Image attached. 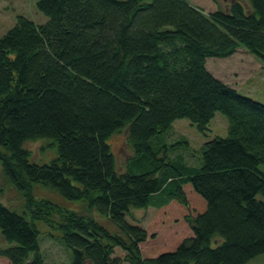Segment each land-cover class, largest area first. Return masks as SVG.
I'll return each instance as SVG.
<instances>
[{
    "label": "trees",
    "instance_id": "1",
    "mask_svg": "<svg viewBox=\"0 0 264 264\" xmlns=\"http://www.w3.org/2000/svg\"><path fill=\"white\" fill-rule=\"evenodd\" d=\"M248 2L207 14L186 0H39L46 23L17 17L0 37V163L24 210L0 201L1 256L43 264L37 222L59 230L70 264H118L115 248L129 264H247L264 254V104L206 67L241 46L264 64V0ZM217 112L228 136L204 142L201 167L169 156L180 142L161 137L175 120L207 137ZM124 128L133 153L119 172L109 139ZM42 138L57 157L40 164L25 143ZM35 184L117 231L36 198ZM150 205L159 213L149 231L127 220Z\"/></svg>",
    "mask_w": 264,
    "mask_h": 264
},
{
    "label": "rangeland",
    "instance_id": "2",
    "mask_svg": "<svg viewBox=\"0 0 264 264\" xmlns=\"http://www.w3.org/2000/svg\"><path fill=\"white\" fill-rule=\"evenodd\" d=\"M39 0H0V37L8 32L15 24L18 16H25L36 23H46L48 17L38 8ZM189 4L203 9L207 14L216 11L218 8H227L234 0H186ZM245 8L249 9L248 0H238ZM206 67L211 74L222 81L224 84L235 89L239 94L256 100L264 104V64L254 55L249 53L244 47H240L237 52L227 58L209 57L206 59ZM209 130L205 137L201 134L195 125L187 119H178L173 123L172 128L165 132L161 140L167 144L180 142L179 145L172 147L168 154L171 157L181 155L189 165L201 167L202 165V147L208 139L217 136H228V120L225 115L217 112L214 118L209 122ZM109 144L116 157L117 169L124 172L128 158L132 155V148L128 141V130H123L113 134L109 139ZM25 148L31 153V158L37 163H49L57 157V146L51 139L42 138L36 141L25 143ZM2 150L3 148L0 147ZM36 198L49 199L61 206L82 212L86 215H93L103 225L115 230L113 224L105 217L98 215L95 211H88L85 204L78 201H71L63 198L55 189L43 184H35L33 189ZM0 201L10 209L22 212L24 210V199L18 189L8 182L2 172L0 163ZM159 210L150 205L145 209H133L127 220L150 230V225L157 217ZM40 231L39 244L43 257V264H70L72 260L71 250L64 244L60 237L59 230L43 222H37ZM166 227L160 228V234L157 239L158 245L166 248L167 236ZM7 244L0 239V248ZM149 242L140 245L144 257L152 249ZM161 247H159L160 249ZM174 248V247H173ZM172 248V249H173ZM171 250V249H164ZM160 253V252H159ZM157 253V254H159ZM126 252L115 248L112 257L118 259V264H129L126 261ZM0 264H11L10 261L0 255ZM86 264H92L87 262ZM247 264H264V254L252 259Z\"/></svg>",
    "mask_w": 264,
    "mask_h": 264
}]
</instances>
